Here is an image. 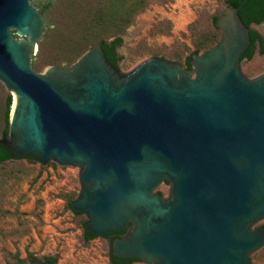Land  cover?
<instances>
[{
    "label": "water",
    "instance_id": "95a60500",
    "mask_svg": "<svg viewBox=\"0 0 264 264\" xmlns=\"http://www.w3.org/2000/svg\"><path fill=\"white\" fill-rule=\"evenodd\" d=\"M31 1L0 0V81L16 98L0 143L15 158L78 168L71 207L96 236L126 231L115 257L251 264L264 247V226L254 228L264 220V74L247 77L241 58L264 22L247 27L223 3L218 43L190 68L152 57L119 72L98 42L36 73L44 20Z\"/></svg>",
    "mask_w": 264,
    "mask_h": 264
},
{
    "label": "rangeland",
    "instance_id": "374dc122",
    "mask_svg": "<svg viewBox=\"0 0 264 264\" xmlns=\"http://www.w3.org/2000/svg\"><path fill=\"white\" fill-rule=\"evenodd\" d=\"M133 2L128 0V4ZM223 3L226 0H150L119 35L121 72H130L152 57L185 67L201 40L214 36L219 40L221 32L214 28L213 18L219 17ZM31 4L44 20L38 52L32 60L34 71L44 73L49 67L77 62L87 49L79 30L87 26L84 24L95 10L96 0H32ZM47 4L50 6L45 10ZM253 29L264 37V24L253 25ZM241 67L251 79L264 74V52L257 48ZM9 96L13 101L14 96L0 81V137ZM158 190L168 198L169 184ZM80 191L76 167L27 159L0 165V264H30L29 260L48 258H57L55 264H110L105 240L86 241L87 216L75 214L69 207ZM261 225L264 220L256 224ZM251 264H264V247L252 255Z\"/></svg>",
    "mask_w": 264,
    "mask_h": 264
},
{
    "label": "trees",
    "instance_id": "16d2710c",
    "mask_svg": "<svg viewBox=\"0 0 264 264\" xmlns=\"http://www.w3.org/2000/svg\"><path fill=\"white\" fill-rule=\"evenodd\" d=\"M149 3L150 0H134L132 4H128V0H96L95 10L92 12L89 20L84 24L87 26H85V28L82 26V29L79 30L81 37L83 38V45L87 46V49L85 48L78 58L86 53L91 46L100 42L103 44V50L106 54L107 60L115 68H119L118 64L122 58L118 57L115 51L116 47L122 43V39L119 35L124 33L126 29L134 23L136 17L147 8ZM226 3L238 8V15L247 27H250L252 24H260L264 22V0H226ZM49 6L50 4H47L44 9L46 10ZM217 19L218 17L213 18V26L216 30H220L216 27ZM249 35L251 44L241 60H251L255 55L257 48H259L261 53L264 52V37L254 29L249 30ZM81 37L80 39H82ZM112 38L113 40H111ZM218 41H216L215 36L211 40H201L200 43L196 44L197 49L192 55L208 50L217 44ZM186 67H191L190 57L186 60ZM12 102V98L9 96L5 102L3 115L4 127L2 129L1 137L8 134ZM18 159L35 161L30 157L15 158L12 152L0 143V163H6ZM69 207L73 213L83 214L75 212L72 209L71 204ZM86 223L84 227V238L86 240H92L97 236L87 231ZM46 261L51 264L57 262L55 258H48Z\"/></svg>",
    "mask_w": 264,
    "mask_h": 264
},
{
    "label": "flooded vegetation",
    "instance_id": "af4514ba",
    "mask_svg": "<svg viewBox=\"0 0 264 264\" xmlns=\"http://www.w3.org/2000/svg\"><path fill=\"white\" fill-rule=\"evenodd\" d=\"M103 47V46H102ZM120 45H118L116 47V53H117V56L121 58V56L119 55V52H118V49H119ZM106 55V54H105ZM107 59V57H106ZM122 60V59H120ZM108 61V60H107ZM109 62V61H108ZM110 63V62H109ZM119 68H116L117 71L121 72V69H120V65L118 64ZM186 67V66H185ZM188 68V67H186ZM261 226H264V225H261ZM261 226H258V227H261ZM254 228H257L256 224L254 225ZM126 235V231L122 232V233H119V232H111L109 234H106L102 237H95L94 239L96 238H100V239H103L105 240L106 244H107V247H108V259H109V263L110 264H135V263H143L141 260H138V259H123V258H118V257H115L112 253V243L116 240V239H119V238H123L124 236ZM92 239V240H94ZM86 240V239H85ZM86 241H90V240H86ZM46 261V260H45Z\"/></svg>",
    "mask_w": 264,
    "mask_h": 264
},
{
    "label": "bare ground",
    "instance_id": "6f19581e",
    "mask_svg": "<svg viewBox=\"0 0 264 264\" xmlns=\"http://www.w3.org/2000/svg\"><path fill=\"white\" fill-rule=\"evenodd\" d=\"M15 102H16V98L13 99V102H12V106H11V109L13 110L14 106H15Z\"/></svg>",
    "mask_w": 264,
    "mask_h": 264
}]
</instances>
